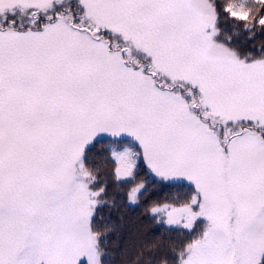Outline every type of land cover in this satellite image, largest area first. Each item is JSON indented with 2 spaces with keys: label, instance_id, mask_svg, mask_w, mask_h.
Here are the masks:
<instances>
[{
  "label": "snow or ice",
  "instance_id": "obj_1",
  "mask_svg": "<svg viewBox=\"0 0 264 264\" xmlns=\"http://www.w3.org/2000/svg\"><path fill=\"white\" fill-rule=\"evenodd\" d=\"M0 264H264V0H0Z\"/></svg>",
  "mask_w": 264,
  "mask_h": 264
},
{
  "label": "trees",
  "instance_id": "obj_2",
  "mask_svg": "<svg viewBox=\"0 0 264 264\" xmlns=\"http://www.w3.org/2000/svg\"><path fill=\"white\" fill-rule=\"evenodd\" d=\"M130 215H132L133 219H135V214H130Z\"/></svg>",
  "mask_w": 264,
  "mask_h": 264
}]
</instances>
